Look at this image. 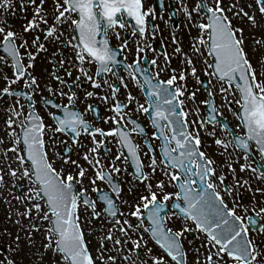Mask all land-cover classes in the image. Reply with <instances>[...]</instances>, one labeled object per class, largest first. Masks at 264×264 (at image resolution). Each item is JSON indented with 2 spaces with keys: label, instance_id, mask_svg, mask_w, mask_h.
Here are the masks:
<instances>
[{
  "label": "snow or ice",
  "instance_id": "1",
  "mask_svg": "<svg viewBox=\"0 0 264 264\" xmlns=\"http://www.w3.org/2000/svg\"><path fill=\"white\" fill-rule=\"evenodd\" d=\"M25 3L34 5V15L31 20L24 25V32L35 31L41 24L47 25L46 35L44 39L58 41L61 44H71V40L63 41L60 39L62 34V25L71 21L73 31L78 30L79 42L72 45L74 49H79L76 54V59L80 62L79 71L84 77L92 82L94 88L102 87V84L89 75L88 70L83 67L85 63H94L97 65L95 75L100 77L102 74L112 73L113 67L119 63L116 59L117 53L109 45L107 39L110 29H123L126 27L124 17L134 21L133 35L139 32L144 35L147 30L146 17L149 16L153 9L144 11L143 0H53L54 10L49 20V13L44 7L46 0H20V5L23 8ZM258 6V11L264 14V0H255ZM14 7V0H0V9L7 12ZM238 8V4L233 2L227 9L224 7V0H212L209 5L206 0H198L193 11L207 17L208 22L199 23L198 27L202 32L208 34V40L204 36L199 37L201 45L208 44L209 54L215 55V71L212 75H216L219 80L225 81L229 88L235 87L240 93V99L237 103L241 106L239 113L240 121L245 131L242 135L229 133L234 137V148L242 149L247 158V151L250 148V142H254L261 154H264V80H259L256 68L248 58V54L244 48L243 28L234 27L228 13L233 9ZM188 17L191 19L192 11L185 8ZM247 17L252 22L253 26H257L256 17L244 11L243 7L234 12L233 15ZM75 17V18H73ZM103 32L104 39L97 40V36ZM119 38L120 33L116 32ZM0 49L4 56H0V64L9 65L13 69L12 77L3 76L6 83L0 89V97L2 96H17L24 97L29 101V111L23 116V122L19 125L21 132L17 133L12 127L16 124V120L10 116L7 121V127L11 130L9 135L13 138V147L9 151L20 152V145L23 144L26 155H17L16 159L20 162L23 168L22 175L27 177L29 181H33L39 187L30 188L29 192L34 193L44 201V206L41 203H34L28 208L25 215L31 217L33 208L36 210V215L43 221H48L50 227L47 230V243L44 245L46 251H50L53 255V264H97V261H106L115 264L116 256H105V244L108 240H113L112 231H109L101 238L100 247L97 249V255L94 257L89 250L84 229L80 220V203L84 205V210L91 209L90 216L99 218L101 212L97 210L96 201L87 198L82 191L75 190L77 178L83 183V178L86 176L85 169L71 156L61 157L62 163L74 165L77 169L75 175L71 172L66 176H61L60 172L53 166L49 159L48 152L45 148V128L47 127L43 118L34 111V105L31 103L34 99V93L39 88L37 77L32 75L29 69H32L35 64V55L30 51L21 53V48H27L29 41L23 35L18 34L11 29L6 30L0 26ZM41 37L36 36L31 41L40 51H46L45 45L39 43ZM19 41V43H18ZM259 43V41H257ZM127 46V40L121 44V48ZM199 52L200 49H195ZM144 49L137 47V57ZM180 51L179 48L176 49ZM24 56L28 57V63H24ZM61 65L63 61L60 62ZM188 64H193L191 58H187ZM152 64H156V60H152ZM139 59L132 64H127V71L130 78L135 80L137 85L152 89L149 93L150 103L146 107L144 104H138L137 111L149 113V109H154V118L152 123L156 125L159 134L153 133L157 139L162 140L161 149L164 159L160 161L164 167L160 170L163 175L168 178L167 183L175 182L179 188L176 192H164L166 187L164 180H159L155 184V188L163 192V197H158L157 191L153 190L154 185L150 182L151 178L143 171V162L139 159L138 145L133 143L130 131L121 126V121L126 119L124 109L126 104H122L116 100L112 105V110L116 113L113 117L106 118L115 121L116 127L105 131L100 127H93L83 115L78 111H72L68 105H75L77 94L69 89V93L61 92V96H67L68 105H64L63 118L54 116L56 127L52 128L53 139L56 133L71 134L74 142L78 143V138L81 131L88 133L93 141V146L84 153V159L89 165L96 168L95 176L91 179L93 185L96 180L106 181L112 191L119 197L122 188L115 183L110 172H105L98 158V148L103 144V141H97L96 135L118 137V143L121 147H126L127 151L136 165V171L139 173L137 179L140 183L145 184V193L140 194L139 203L132 206L130 217H135L138 223L133 224L129 219L125 218L121 223V219L117 216L118 209L113 199L101 193L99 199L106 202L105 210L107 215H110L113 220V228L118 229L125 236L129 235V231H139L143 226L146 218L151 223L144 229L145 232L151 233V238L165 251L163 256H153V264H169V258L174 264H186L187 252L184 250L183 238L186 233L192 231L200 232L204 235V245H206V255L201 261L199 253L200 249L196 248L197 258L194 264H264V246L256 243L249 235V225L245 222V218L237 214L235 208H228L224 203V198L219 191L216 190V184L212 182L211 177L216 175V169L212 166L213 160L207 157L206 153L200 150L201 138L199 130L190 131L188 128L189 121L187 120V112L177 111L178 107L184 104L180 99L185 95L184 88L177 85V80H185L186 74L182 73L179 77L173 74L167 80H156L149 76L144 77V83L137 77L139 69ZM212 67V65H209ZM264 67V65H261ZM175 72V70H173ZM191 74L196 76V67L191 68ZM264 74V73H262ZM68 76L72 73L68 72ZM159 76V72L156 73ZM59 80V76L56 77ZM77 80L80 77L76 78ZM24 81V88L31 90L17 91L12 89L11 85ZM120 81L124 88L128 84L124 82V78L120 77ZM236 81L235 84L233 82ZM62 84L64 81H60ZM107 83V80L104 81ZM169 86H175L174 91L170 90ZM111 96L115 100L117 93L120 91L116 85H109ZM51 91V89H50ZM221 92H227L228 89L223 86ZM95 93L89 91L87 97L94 96ZM212 92L209 91V96ZM196 93H191V98L195 99ZM108 96H104L103 100L107 101ZM135 97L131 92L127 93L128 104L134 101ZM51 103V101H48ZM208 103V101H204ZM19 104V100H17ZM57 108L61 105H56ZM88 110L92 109V105L87 106ZM13 114L20 118L24 113V106L20 105V111L9 109ZM98 114V113H97ZM131 119V118H128ZM215 120V117H212ZM135 127L131 132L143 133L144 129L136 124L135 120L131 121ZM166 122V123H164ZM193 124L197 121H192ZM203 126V121L199 122ZM171 126V127H170ZM227 130V125L223 126ZM168 128L170 135L165 133ZM91 129V132L89 131ZM215 135V133H212ZM2 142V141H0ZM60 143H64L63 140ZM174 144V147H173ZM215 144L223 148H227V143L217 138ZM90 153L97 154L95 159H90ZM56 155H59L57 153ZM124 153L121 152L116 159H120ZM151 173H156L158 161L153 154L150 157ZM30 162V163H28ZM28 163V166L24 165ZM241 171L246 168H251V165L245 163L241 166ZM116 173L120 172L119 168L114 167ZM232 172L235 169L229 165ZM9 174L16 176L19 169H11L9 166ZM173 169V171H168ZM180 169L182 171H174ZM253 173L258 170L251 168ZM3 169L0 168V182L4 180ZM259 177L264 179V171H259ZM198 178V180L196 179ZM221 184L225 183V176L218 177ZM239 185L240 181L237 180ZM247 185L248 181H244ZM250 187V186H249ZM264 192V189H256ZM94 191L101 192L100 189L94 188ZM129 191H132L130 188ZM225 191L231 194V189L225 188ZM32 195L28 196L31 200ZM174 198L173 207L178 210L173 212L171 216L179 222L178 230L168 227L166 220L169 217L162 216L161 212L165 207V202ZM127 203V201H125ZM142 209L146 210L142 211ZM264 212V209H261ZM123 215V214H121ZM87 219V218H86ZM189 222L194 224V228L189 226ZM31 228L38 231L37 225L32 224ZM258 233H264V226L257 229ZM30 235V234H29ZM143 240L141 235L139 239L132 241L136 249L141 247L140 241ZM19 241V237H16ZM29 243H32L29 240ZM124 243L121 239H115V244ZM145 245L147 241H144ZM191 243V242H190ZM151 254L152 249H148ZM138 259H141L139 256ZM43 261L44 256L40 257ZM124 260L130 261V256L125 255ZM7 264H16L11 258L7 259ZM134 264V262H133Z\"/></svg>",
  "mask_w": 264,
  "mask_h": 264
},
{
  "label": "flooded vegetation",
  "instance_id": "2",
  "mask_svg": "<svg viewBox=\"0 0 264 264\" xmlns=\"http://www.w3.org/2000/svg\"><path fill=\"white\" fill-rule=\"evenodd\" d=\"M163 15L164 13H158ZM155 12H152L149 16L146 17L147 20V30L146 33L142 36L139 33L133 35V24L127 18H124L126 27L123 29H110L108 31L107 39L109 41L110 47L114 52L117 53L116 59L119 61L113 67L112 73L102 74L100 77L95 75V69L97 65L94 63H85L83 67L88 70L89 75H92L94 79L98 80L102 87L94 88L92 82L89 81L86 77L82 75L79 71L80 62L76 59V54L79 49H74L73 44L78 43V38L73 31L71 26V21L67 24L62 25V34L60 39L63 41L71 40V44H61L58 41H53L51 39H44L46 35L47 25H44L38 28V34L32 33L30 35L29 46L21 48V53L25 51H30L35 55V64L31 71L32 75L37 77L39 88L34 93V99L31 102L34 105V111L43 118L44 124L47 126L45 128V148L48 152L49 159L53 163V166L60 172L61 176H66L69 172L73 175L76 174L77 169L74 165L62 163L61 157L71 156L72 159L77 160L78 163L85 169L86 176L83 178V183L79 182L77 178V183L75 184V189L77 191H82L87 189L84 195L96 201L97 209L101 211L104 215L102 216L106 222L114 223V220L111 216H108L104 212V205L106 202L101 201L99 196L101 193L110 196L117 209V216L121 219V222L125 218L129 219L131 223H138L135 217H130L129 213L132 210V206L136 203H139V196L142 193H145L144 189H137L133 186L139 183V180L134 177L132 166L129 160V152L126 147H121L118 143V137L113 136H100L96 135L97 141H103V144L98 148V158L103 166L105 172H110L112 174L113 180L115 183L119 184L122 188V191L117 197L111 187L107 184L106 181L96 180V184L91 183V179L94 178L96 168H93L89 165L88 161L84 159V153L88 151L90 147L93 146V141L91 136L88 133L81 131V135L78 138V143L74 142L71 134L56 133L55 139H53L52 128L56 127V122L54 116H59L63 118L64 114V105H68L67 96H61L60 93L66 92L69 93V89L75 91L77 94V99L75 105H68L72 111L80 112L84 119L87 120L93 127L103 128L105 131L116 127L115 121L108 120L106 118L113 117L116 115L114 110H112V105L116 100L120 101L122 104H126L127 107L124 109V115L126 119L121 121V126H124L126 130L130 131L133 143L137 144L138 155L140 160L143 162V171L152 176L153 178L161 176V168L164 166L160 164L162 161L160 155V145L161 139H157L153 136V133H157V128L153 126L150 119V110L149 113H144L142 111H137L138 104H144L146 107L150 103L144 93V87L137 85L136 81L130 78L129 72L127 71V64H132L134 61L139 59V69L137 71V77L143 84L142 78L148 74L152 77L153 81L156 80H167L173 74L179 76L180 70L176 68L177 65V51L173 47H170L169 39L166 36L165 30H163V21L159 20V16ZM75 18V17H73ZM148 18H151L153 26L149 27ZM51 22V19H50ZM4 26H12L14 29L19 27L21 29V23L10 22L8 19H3L1 23ZM119 32V38L116 35V32ZM103 32L97 36V40H103ZM36 36H40L41 39L39 43L45 45L46 51H40L35 45L31 44V41L35 39ZM127 40V46L121 48V44ZM144 49L137 57V47ZM1 55H5L2 53ZM156 60V64H152V60ZM61 61L63 64L61 65ZM9 65H2L0 68V89L6 86L3 76L7 75L9 78L12 77L13 69ZM24 63H28V57L24 56ZM175 70V72H173ZM71 72L72 75L68 76L67 73ZM159 72V76H156V73ZM59 76V80L56 77ZM80 77L79 80L76 78ZM120 77L124 78V82L128 84L127 88L123 87V84L120 81ZM107 80V83L104 81ZM60 81H64L62 84ZM182 80H177L176 84ZM116 85L119 87L120 91L117 93L115 100L111 96V89L109 85ZM12 89L17 91H28L30 94L31 90L24 88V81L21 80L16 84L11 85ZM51 89V91H50ZM92 91L95 93L92 97H87L86 93ZM131 92L132 96L135 97L134 101L131 104H128L127 93ZM104 96H108L107 101L103 100ZM19 100V104H17ZM51 101V103H48ZM2 115L6 119L10 116L12 119L16 120V124L13 125L17 133L21 132L19 125L23 122V116L27 115L29 109V101L24 97L17 96H2L0 97ZM20 105L24 106V113L20 118H17L13 111L9 109H14L15 111H20ZM56 105H61L57 108ZM92 105V109L88 110L87 106ZM98 113V114H97ZM131 118V119H128ZM132 120L136 121V124H139L140 127L144 129L143 133L140 132H131V129L135 125L131 122ZM91 132V129L89 130ZM167 128L165 129V133ZM63 140L64 143H60ZM22 144L20 145V148ZM123 152L124 155L120 156V159H116L120 153ZM59 153V155H56ZM155 155L158 161V168L156 173H151V161L150 157ZM18 155H23V150L18 152ZM97 154L90 153L89 158L95 159ZM114 167L119 168L120 172L116 173ZM255 168V166L253 165ZM160 172V173H159ZM224 190L229 188L232 191L230 184H222ZM94 188H98L101 192L94 191ZM132 191H129V189ZM154 191H157L158 197L162 199L163 192L157 188H153ZM164 192H173L172 189L166 190ZM146 194V193H145ZM237 198H240V195H236ZM232 198V196H231ZM127 201V203H125ZM174 198L165 202V207L161 212L162 216L169 217L165 222L168 227L178 230L179 222L171 216L173 212L177 210L173 207ZM80 206L84 207L82 200ZM246 208V207H245ZM142 211H145L142 209ZM123 214V215H121ZM243 216V214H239ZM245 218V216H243ZM143 231L146 227L149 226L150 221L146 218L144 219ZM189 226L194 228V224L189 222ZM145 232V231H144ZM200 234L197 231H192L186 233L183 238L184 247L190 246L193 244L194 239L197 238V235ZM145 235L149 236V232H145ZM150 238V236H149ZM191 242V243H190ZM152 249L151 254L148 252V249ZM134 255L137 258L138 256L143 261V259H152L153 256H163L165 251L158 245L149 239L147 244L143 243L140 249L134 248ZM170 259V258H169Z\"/></svg>",
  "mask_w": 264,
  "mask_h": 264
},
{
  "label": "rangeland",
  "instance_id": "3",
  "mask_svg": "<svg viewBox=\"0 0 264 264\" xmlns=\"http://www.w3.org/2000/svg\"><path fill=\"white\" fill-rule=\"evenodd\" d=\"M206 1L209 5L212 4V0ZM197 2L198 0L174 1L179 18L177 26H172V21L167 15H165L166 17H159V20L163 21V30H165L167 38H171L173 41L170 43L169 39V43L174 49H180V51L177 52L178 55L174 57L177 58L176 68L180 70L178 75L182 73L186 74V79L182 80L180 85L184 88L185 92V95L180 97V99L184 101L182 108L184 112L188 113L187 120L189 121V130L193 131L194 134L197 129L199 130L202 141L200 148L206 153L207 157L214 162L213 167L216 169V175L211 177V180L216 184V190L223 196L224 203L228 208H235L238 215H245V209L247 208L255 209L262 217V226H264V212H261V209H264V192L256 190L258 188L264 189V179H261L258 173H253L251 168H246L241 171L240 166L242 164L247 163L250 165V163H248L241 152L234 148L231 137L226 131L218 128V125L211 126L204 118L203 103L206 95L201 87H199V81L201 75L208 74L211 78L209 84L215 97L216 107L221 114L229 120L234 131L236 133H242L238 117V94L233 87L229 88L228 84L220 83L211 76L212 74L208 65L210 64V57L207 48L205 45L199 43V37L203 35L205 39L207 33L202 32L198 27L199 23H206V21L203 15L193 11ZM233 2L238 4V8L228 13L229 18L232 20L234 27L243 28L245 51L253 66L256 68L258 79L264 80V74H262L264 73V67H261V65H264V14L258 11L255 0H224V7L227 9ZM37 3H39V0H37ZM143 4L144 11L147 12L153 7L154 0H143ZM34 7L35 6L30 3H25L22 8L20 0H14V7L7 12L0 9V21L7 18L21 23V27H24L35 14ZM44 7L49 13L48 18H51L54 10L53 0H46ZM239 7H243L244 11L256 17L257 26H253L252 22L249 21L247 17H243L242 13L239 17L233 15L234 12L239 10ZM185 8L192 11L191 19L188 17ZM42 26L43 24L40 25V27ZM37 32L38 28L31 32H24V30H22L21 35L29 41L30 35L32 33L36 34ZM0 39H2V36H0ZM257 41H259V43H257ZM197 48L200 49L199 52H196L195 49ZM187 58H191L193 64H188ZM193 66L197 69L196 76L191 74V68ZM222 86L227 88L228 91L221 92L220 88ZM193 92L196 93L195 99L191 98V93ZM6 121L7 119L2 115L0 104V141H2L0 142V163L2 164L0 168L4 170V180L0 182V264H7L8 258L14 260L16 264H53L52 253L46 251L44 248V245L48 242L46 236L47 230L50 227L49 222L41 220L36 215V210L34 208L31 217L25 215L26 210L32 207L34 203H41L42 206H44L42 199L36 197L34 193L29 192L30 188H35L37 186L23 175L20 177L18 173L16 176H11L9 174V166L11 169H15L18 160L16 159V152L13 153L14 151H9V149L13 147V138L9 135L11 130L5 126L7 125L5 124ZM192 121H197V123L193 124ZM201 121H203V126L199 123ZM212 133H215V135ZM217 138L227 143L228 146L226 149L215 144ZM10 153L15 154L13 162H8L6 159ZM255 157L264 164L258 153H256ZM229 165L235 169L234 173L229 168ZM221 175L225 176V183L231 185V194L222 190V185L218 180V177ZM150 178V182L154 185L153 188H155V184L159 180L165 181V189L171 187L170 184L167 183L168 178L163 175V172L161 176L155 178L150 176ZM237 180L240 181L239 185L236 184ZM244 181H248V184L245 185ZM17 184L21 187L20 191L17 190ZM145 187V184L140 183V188L145 190ZM237 194L241 197L237 198ZM29 195L33 197L31 200L28 199ZM91 211V209L85 211L84 207H80L79 214L82 222L81 226L84 229L89 244V250L94 257L97 255V249L100 247L101 238L109 231H112L113 240H108L105 244V256H116L117 259L115 264H133V262L134 264H153V261L148 259H144L143 263H140L134 256V244L132 241L139 239L142 235L143 240L140 241L142 244L146 238L144 231H142V227L138 232L130 230L129 235L125 236L124 233L113 228V223L106 222L103 217L96 218L90 216ZM32 224L37 225L39 230H33L31 228ZM249 235L256 243L264 246V233H258L257 230H255L250 231ZM17 236L19 237V241H16ZM117 238L124 241V243L116 245L115 239ZM204 239L203 235L198 234L193 244L185 247L187 252L186 264H194L197 258L196 248L200 249L199 256L201 261H203V257L206 255ZM29 240H31L32 243H29ZM127 240L130 242V245L126 244ZM42 255L44 256L43 261L40 259ZM125 255L130 256V261L123 259ZM97 264H111V262L98 260ZM169 264H174V262L169 260Z\"/></svg>",
  "mask_w": 264,
  "mask_h": 264
},
{
  "label": "water",
  "instance_id": "4",
  "mask_svg": "<svg viewBox=\"0 0 264 264\" xmlns=\"http://www.w3.org/2000/svg\"><path fill=\"white\" fill-rule=\"evenodd\" d=\"M157 4L159 5V6H161V0H157ZM134 22V21H133ZM208 45V44H207ZM209 47V46H208ZM209 51H210V49H209ZM215 61H216V57H215V55H212V63L210 64V65H212V71L214 72L215 71ZM216 76V75H215ZM236 83V81H234L233 82V84H235ZM240 94V93H239ZM214 106V104H213V100H212V97L211 96H209V104H208V106H207V115H208V117L207 118H209L212 122H216V121H219L220 123H221V125H227L228 126V123H227V121L225 120V119H223L222 117H220L219 115H216V113H215V107H213ZM240 112H241V106H240ZM215 117V120H213L212 119V117ZM171 127V126H170ZM258 148V147H257ZM247 154H249L250 155V152H249V150L247 151ZM263 157H264V154H263ZM180 170V169H179ZM180 171H182V170H180ZM197 180H198V178H196ZM250 220V219H249ZM251 221V220H250ZM252 223V226L253 227H255V226H257V223H255L254 221H252L251 222Z\"/></svg>",
  "mask_w": 264,
  "mask_h": 264
},
{
  "label": "bare ground",
  "instance_id": "5",
  "mask_svg": "<svg viewBox=\"0 0 264 264\" xmlns=\"http://www.w3.org/2000/svg\"><path fill=\"white\" fill-rule=\"evenodd\" d=\"M2 166V164L0 163V167Z\"/></svg>",
  "mask_w": 264,
  "mask_h": 264
}]
</instances>
